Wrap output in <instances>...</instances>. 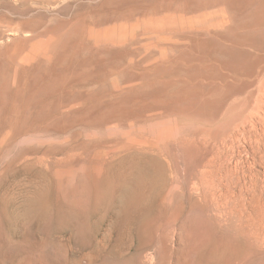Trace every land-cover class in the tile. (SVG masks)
<instances>
[{"label":"rangeland","instance_id":"374dc122","mask_svg":"<svg viewBox=\"0 0 264 264\" xmlns=\"http://www.w3.org/2000/svg\"><path fill=\"white\" fill-rule=\"evenodd\" d=\"M261 2L0 0V264H264Z\"/></svg>","mask_w":264,"mask_h":264},{"label":"bare ground","instance_id":"6f19581e","mask_svg":"<svg viewBox=\"0 0 264 264\" xmlns=\"http://www.w3.org/2000/svg\"><path fill=\"white\" fill-rule=\"evenodd\" d=\"M132 1V0H131ZM263 2H261L262 4H260V6H259V11H258V13H257V15H254V17L256 18V19H254L253 21H252V23H249L248 21L246 22V20H244L243 22H242V24L238 27V28H234L235 30H236V34L235 35H237L238 36V38H239V40H240V42L238 41H234L233 43H229L230 45H226L225 46V44L224 43H222L223 45H221V46H219L218 47V49H217V45H216V43L214 44L213 42H209V41H207V40H205V39H202V40H200L199 41V45L201 44V46H203V47H205V48H213V50H215V51H220L222 54H220V56L218 57V62L220 63H218L217 61H214V63L215 62H217L218 63V65H224L225 67L226 66H231V67H234V69L236 68H239L238 66H240V64L245 60L246 61V63H248V60H249V58H248V56H246L245 57V53H247L246 52V49H244V48H242L241 46H240V44H241V42L242 41H245V40H247V41H249V43H251L252 45L254 44V45H257V46H260L261 48H262V50H264V0H262ZM117 2V1H116ZM205 5V4H204ZM110 6V5H109ZM146 6V5H145ZM142 7H144V6H142ZM171 7V6H170ZM104 8V7H103ZM132 8V7H131ZM140 8V7H139ZM148 8V7H147ZM109 9V8H108ZM136 9V8H135ZM160 9V8H159ZM116 10V9H115ZM98 11V10H97ZM121 11V10H120ZM104 12V11H103ZM193 12V11H192ZM80 13V12H79ZM112 13V12H111ZM144 13V12H143ZM151 13V12H150ZM77 14V13H76ZM156 14V13H155ZM82 15V14H81ZM37 16V15H36ZM75 16V15H74ZM117 16V15H116ZM126 16V15H125ZM224 16V18H225V16L226 15H223ZM131 17V16H130ZM124 18V17H123ZM128 18V17H127ZM132 18V17H131ZM125 20V19H124ZM31 21V20H30ZM59 21V20H58ZM100 21V20H99ZM97 22V21H96ZM160 22H161V20H160ZM159 22V23H160ZM158 23V22H157ZM158 23V24H159ZM20 24V23H19ZM148 24V23H147ZM156 24V23H155ZM229 20H227V19H223L222 20V25L223 26H225V28L226 27H228L229 25ZM250 24V25H249ZM101 25V24H100ZM165 26H167L166 24H164ZM170 25V24H169ZM168 25V29H170V28H174V27H172V26H169ZM180 25V24H179ZM217 25V24H216ZM20 26V25H19ZM156 26L157 27H153V28H155L156 30H158V29H163L162 27H158V25L156 24ZM164 26V27H165ZM220 26H221V24H220ZM220 26H217V27H220ZM232 26V25H231ZM228 27L229 29L230 28H232V27ZM254 26H257L258 27V29L259 28H261L262 29V32L257 36V35H254V33L250 30L251 28L253 29V28H255ZM15 28V27H14ZM40 28V27H39ZM41 29H43V28H41ZM47 31V30H46ZM209 31V30H208ZM258 31V30H257ZM260 31V30H259ZM36 32H37V30H36ZM31 33V32H30ZM42 33V32H41ZM34 34V33H33ZM214 34V33H213ZM233 34V33H232ZM55 35V34H54ZM219 35V34H218ZM221 35V34H220ZM30 37V36H29ZM196 37V36H195ZM203 37V36H202ZM219 37V36H218ZM220 37H222V36H220ZM224 37H225V35H224ZM201 38V37H200ZM30 39V38H29ZM69 40V39H68ZM71 40V39H70ZM77 40V39H76ZM193 40V39H192ZM220 40H218V42H219ZM42 43H44V42H42ZM196 43V42H195ZM82 44V43H81ZM221 44V43H220ZM243 44V43H242ZM41 45H43V44H41ZM198 45V46H199ZM216 47H215V46ZM49 46V45H48ZM23 48V47H22ZM34 49L32 50V48H31V50L32 51H34L36 48L35 47H33ZM81 48V47H80ZM200 48V47H199ZM248 49V48H247ZM199 50V49H198ZM203 50V49H202ZM191 51V50H190ZM193 51V50H192ZM141 52H143V51H141ZM34 53H35V51H34ZM195 53V52H194ZM67 54V53H66ZM251 54V53H250ZM59 55V54H58ZM199 55V54H198ZM200 56V55H199ZM97 57V56H96ZM61 58V57H60ZM107 58V57H106ZM258 58V57H257ZM26 59V58H25ZM57 59V58H56ZM55 59V60H56ZM93 59V58H92ZM201 59V58H200ZM60 60V59H59ZM109 60V59H108ZM198 60V59H197ZM5 61V60H4ZM24 61V60H23ZM57 61V60H56ZM55 61V62H56ZM84 61V60H83ZM176 60H174V62H175ZM184 61V60H183ZM253 61V60H252ZM40 62V61H39ZM58 62V61H57ZM69 62V61H68ZM59 63H61V62H59ZM105 63V62H104ZM203 63H205V62H203ZM213 63V62H212ZM258 63V62H257ZM160 64V63H159ZM194 64V63H193ZM193 64H191V65H193ZM77 65V64H76ZM139 65V64H138ZM157 65V64H156ZM177 65V64H176ZM199 65V64H198ZM51 66V65H50ZM89 66V65H88ZM201 66V65H200ZM211 66H213V64L211 65ZM215 66H217V65H215ZM40 67H42V66H40ZM66 67V66H65ZM99 67V66H98ZM195 67V66H194ZM220 67V66H219ZM224 67V68H225ZM70 68V67H69ZM146 68V67H145ZM222 68V67H221ZM220 68V69H221ZM35 69V68H34ZM39 69V68H38ZM48 69V68H47ZM96 69V68H95ZM101 69V68H100ZM148 69V68H147ZM257 69V68H256ZM106 70V69H105ZM137 70V69H136ZM167 70V69H166ZM219 70V69H218ZM23 71V70H22ZM101 71V70H100ZM215 71H217V70H215ZM31 72V71H30ZM41 72V71H40ZM64 72V71H63ZM66 72V71H65ZM92 72V71H91ZM98 72V71H97ZM197 72V71H196ZM24 73V72H23ZM82 73V72H81ZM162 73V72H161ZM23 75V74H22ZM56 75V74H55ZM67 75H69V73L67 74ZM91 75V74H90ZM99 75V74H98ZM122 75V74H121ZM139 75V74H138ZM205 75V74H204ZM27 76V75H26ZM50 76V75H49ZM83 76V75H82ZM87 76V75H86ZM108 76V75H107ZM110 76V75H109ZM168 76V75H167ZM46 77V76H45ZM69 77V76H68ZM171 77V76H170ZM223 77V76H222ZM232 77V76H231ZM29 78V77H28ZM55 79L57 78V77H54ZM62 78V77H61ZM96 78V77H95ZM169 78V77H168ZM229 78V77H228ZM39 79V78H38ZM82 79V78H81ZM94 79V78H93ZM123 79V78H122ZM137 78H135V80H136ZM159 79V78H158ZM28 80V79H27ZM43 80V79H42ZM148 80V79H147ZM161 80V79H160ZM227 80V79H226ZM21 81V80H20ZM75 81V80H74ZM101 81V80H100ZM163 81V80H162ZM184 81V80H183ZM209 81V80H208ZM211 81V80H210ZM224 81V80H223ZM222 81V82H223ZM228 81V80H227ZM23 82V81H22ZM39 82V81H38ZM58 82V81H57ZM130 82V81H129ZM157 82V81H156ZM197 82V81H196ZM220 82V81H219ZM70 83V82H69ZM73 83V82H72ZM213 83V82H212ZM217 83V82H216ZM9 84V83H8ZM34 84V83H33ZM64 84V83H63ZM79 84V83H78ZM186 84V83H185ZM188 84V83H187ZM224 84V83H223ZM25 85V84H24ZM55 85V84H54ZM231 85H233V84H231ZM8 86V85H7ZM184 87H182L183 88V91H182V95H181V97H184V98H186L187 100H188V98L189 97H192V96H188L189 95V89L187 90V89H184L185 88V86L186 85H183ZM192 86V85H191ZM4 87V86H3ZM30 87V86H29ZM43 87V86H42ZM42 87H40V88H42ZM56 87V86H55ZM188 87H190V86H188ZM187 87V88H188ZM227 87V86H226ZM27 88V87H26ZM35 88V87H34ZM152 88H153V86H152ZM8 89V88H7ZM65 89V88H64ZM193 89V88H192ZM191 88H190V90L192 91H190L191 93H193V92H195L194 90H192ZM6 90V89H5ZM19 90V89H18ZM28 90H30V89H28ZM40 90V89H39ZM45 90V89H44ZM58 90V89H57ZM79 90V89H78ZM82 90V89H81ZM171 90V89H170ZM208 90V89H207ZM56 91V90H55ZM62 91V90H61ZM174 91V90H173ZM196 91H198V89H196ZM229 91V90H228ZM3 92H4V90H3ZM44 92V91H43ZM70 92V91H69ZM79 92V91H78ZM133 92V91H132ZM170 92V91H169ZM199 92V91H198ZM197 92V94H199L200 92H201V90H200V92L198 93ZM203 92V91H202ZM201 92V93H202ZM225 92V91H224ZM235 92V91H234ZM10 93V92H9ZM80 93V92H79ZM82 93V92H81ZM157 93H159V92H156V94ZM190 93V94H191ZM4 94V93H3ZM36 94V93H35ZM38 94V93H37ZM54 94V93H53ZM130 94V93H129ZM151 95H152V93H150ZM208 94V93H207ZM215 94V93H214ZM262 96H263V94L262 93H260ZM32 95V94H31ZM213 95V94H212ZM33 96V95H32ZM87 96V95H86ZM160 96V95H159ZM165 96V95H164ZM180 96V95H179ZM194 96V95H193ZM202 96H203V94H202ZM202 96H200V97H202ZM27 97V96H26ZM26 97H24V98H26ZM56 97V96H55ZM63 97V96H62ZM188 97V98H187ZM219 97H221V96H219ZM53 98V97H52ZM66 98V97H65ZM120 98V97H119ZM195 99H196V97H194ZM198 98V97H197ZM204 98H205V96H204ZM264 98V97H263ZM4 99V98H3ZM124 99V98H123ZM131 99V98H130ZM166 99V98H165ZM202 99V98H201ZM207 99V98H206ZM216 99H219V98H216ZM221 99V98H220ZM1 100V99H0ZM14 100V99H13ZM29 100V99H28ZM120 100V99H119ZM122 100V99H121ZM139 100V99H138ZM160 100V99H159ZM9 101V100H8ZM12 101V100H11ZM16 101V100H15ZM22 101V100H21ZM33 101V100H32ZM123 101V100H122ZM121 101V102H122ZM165 101V100H164ZM175 101V100H174ZM173 101V102H174ZM184 101V100H183ZM186 101V100H185ZM221 101V100H220ZM258 102V101H257ZM4 103V102H3ZM65 103V102H64ZM161 103V102H160ZM210 103V102H209ZM212 103V102H211ZM6 104V103H5ZM102 104V103H101ZM107 104V103H106ZM203 104V103H202ZM216 104V103H215ZM218 104V103H217ZM3 105V104H2ZM13 105V104H12ZM37 105V104H36ZM96 105H97V103H96ZM155 105V104H154ZM173 105V104H172ZM98 106V105H97ZM204 106H206V104L204 105ZM203 106V107H204ZM106 107V106H105ZM127 107V106H126ZM173 107V106H172ZM192 107H194V106H192ZM8 108V107H7ZM27 108V107H26ZM130 108V107H129ZM145 108V107H144ZM37 109V108H36ZM97 109V108H96ZM112 109V108H111ZM122 109H125V107H123ZM165 109V108H164ZM211 109V108H210ZM173 110V109H172ZM237 110V109H236ZM22 111V110H21ZM79 111V110H78ZM111 111V110H110ZM113 111V110H112ZM126 111V110H125ZM199 111V110H198ZM201 111H202V109H201ZM95 112V111H94ZM115 112V111H114ZM117 112V111H116ZM211 112H213L212 110H211ZM110 113V112H109ZM113 113V112H112ZM111 113V114H112ZM118 113V112H117ZM194 113H196V112H194ZM201 113V112H200ZM216 113V112H215ZM87 114V113H86ZM97 114V113H96ZM115 114V113H114ZM132 114V113H131ZM31 115V114H30ZM98 115H99V113H98ZM196 115V114H195ZM204 115V114H203ZM124 116V115H123ZM122 116V117H123ZM263 116V115H262ZM107 117V116H106ZM111 117V116H110ZM108 118H109V116H108ZM125 118V117H124ZM105 119V118H104ZM102 120V119H101ZM114 120V119H113ZM208 120V119H207ZM258 121V120H257ZM204 122V121H203ZM211 122V121H210ZM107 123V122H106ZM246 133V132H245ZM240 134V133H239ZM249 134H250V132H249ZM263 134V133H262ZM245 135V134H244ZM237 136V135H236ZM252 136V135H251ZM247 138V137H246ZM255 138V137H254ZM259 139V138H258ZM247 141V140H246ZM237 142V141H236ZM259 142V141H258ZM87 143V142H86ZM233 143V142H232ZM248 143V142H247ZM255 144V143H254ZM240 145V144H239ZM244 145V144H243ZM91 146H93V145H91ZM238 146V145H237ZM148 147V146H147ZM91 148V147H90ZM258 148V147H257ZM258 151V150H257ZM241 153V152H240ZM118 155V154H117ZM116 155V156H117ZM84 156V155H83ZM115 157V156H114ZM214 157V156H213ZM105 159V158H104ZM209 161H210V159H209ZM244 165V164H243ZM106 167V166H105ZM106 169V168H105ZM111 171V170H110ZM140 171V170H139ZM244 171V170H243ZM107 172V171H106ZM204 173V172H203ZM95 174V173H94ZM106 174V173H105ZM110 174V173H109ZM142 174V173H141ZM113 175V174H112ZM143 175V174H142ZM106 176V175H105ZM94 177H96V176H94ZM107 177V176H106ZM139 177H140V175H139ZM94 179V178H93ZM100 179V178H99ZM99 179H97V180H99ZM140 179H142V178H140ZM209 179V178H208ZM143 180V179H142ZM220 181V180H219ZM93 182H94V180H93ZM98 182V181H97ZM141 183H142V181H141ZM141 183H139L138 182V184H141ZM89 184V183H88ZM96 184V183H95ZM105 184V183H104ZM142 184H144V183H142ZM212 184V183H211ZM140 187H142L141 185H140ZM213 187V186H212ZM215 190V189H214ZM97 194V193H96ZM107 194V193H106ZM103 196V195H102ZM139 197V196H138ZM134 199H136V198H134ZM139 199V198H138ZM136 202H137V200H135ZM130 202V201H129ZM135 202V203H136ZM132 203V202H131ZM129 205V204H128ZM131 205V204H130ZM134 206H137L136 204L134 205ZM128 207V206H127ZM134 208V207H133ZM132 209V208H131Z\"/></svg>","mask_w":264,"mask_h":264}]
</instances>
